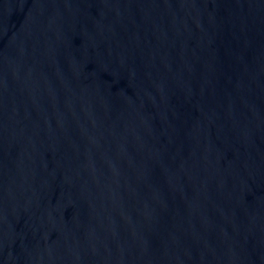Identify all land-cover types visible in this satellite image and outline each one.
Instances as JSON below:
<instances>
[{
  "label": "water",
  "instance_id": "water-1",
  "mask_svg": "<svg viewBox=\"0 0 264 264\" xmlns=\"http://www.w3.org/2000/svg\"><path fill=\"white\" fill-rule=\"evenodd\" d=\"M0 264H264V0H0Z\"/></svg>",
  "mask_w": 264,
  "mask_h": 264
}]
</instances>
